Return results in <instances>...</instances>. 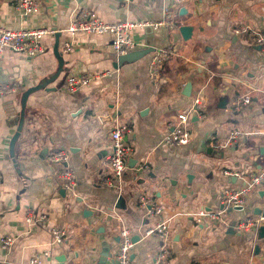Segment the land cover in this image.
I'll return each instance as SVG.
<instances>
[{
  "label": "crops",
  "instance_id": "crops-1",
  "mask_svg": "<svg viewBox=\"0 0 264 264\" xmlns=\"http://www.w3.org/2000/svg\"><path fill=\"white\" fill-rule=\"evenodd\" d=\"M15 1L0 0V27L59 30L65 63L48 85L55 89L29 96L14 161L10 141L19 125L21 97L57 71L56 33L43 38L45 51L36 57L8 49L3 54L0 81L17 85L0 98V264H31L44 252L49 253L37 264H116L122 225L140 237L132 251L133 264H157L161 242L147 231L163 219H170L166 264H264V237L235 230L240 220L261 209L264 185L248 196L242 209L223 211L221 203L224 188L245 183L242 175L228 176L225 170L249 173L264 164V50L235 33L236 27L248 25L264 34V0H183L174 11L175 28L136 32V49L155 51L119 68L108 55L113 52L111 35H71L66 29L83 10L109 23L162 21L167 0H38L40 10L24 20L14 12ZM183 25L193 28L188 38L180 31ZM67 40L73 43L71 52L63 51ZM163 48L174 53L160 81L154 82L150 65ZM84 71L113 75L69 94L66 77ZM199 94L207 116H191V141L184 146L163 144L164 134L173 129L179 114L191 112ZM241 94L249 95L251 102L236 110L234 102ZM223 96L227 106L219 108ZM117 121L133 127L129 141L134 151L121 180L103 186L99 180L106 173ZM231 130L240 132L237 142L218 149ZM60 147L70 150L77 171L73 192L58 182L62 166L45 160L49 150ZM140 165L147 167L137 174ZM143 193L164 206L163 214H146L138 203ZM120 197L124 209L116 207ZM200 210L221 212L220 219L197 221L194 214ZM42 215L47 219L28 221ZM53 228L67 230L63 243L53 242ZM7 235L14 242L4 249L1 239Z\"/></svg>",
  "mask_w": 264,
  "mask_h": 264
},
{
  "label": "built area",
  "instance_id": "built-area-1",
  "mask_svg": "<svg viewBox=\"0 0 264 264\" xmlns=\"http://www.w3.org/2000/svg\"><path fill=\"white\" fill-rule=\"evenodd\" d=\"M129 2L130 0H123ZM183 0H167L164 8V19L162 21L153 20H123L119 22L109 23L101 19L96 13L83 10L77 19L73 20L70 26L66 29L71 35L77 33L87 34H109L112 36L111 47L115 54L124 55L135 50L139 45V39L136 38V32L144 31L148 28L157 29L160 27L175 28L173 17L175 9ZM14 12L21 19L36 14L41 3L38 0H16L14 3ZM59 30H52L48 27L40 28H7L0 27V71L2 69V58L6 49L19 53L24 57L33 58L45 51L43 46V38L50 34H55ZM235 33L244 36L249 41L259 44L264 50V34L258 32L248 25H240L235 28ZM73 43L71 40L64 42L63 51L71 52ZM174 53L171 48H163L155 52L151 65L150 73L154 82L160 81L166 61ZM111 71L93 72L84 71L70 74L66 77L64 88L69 93H75L84 86H87L94 81L111 77ZM16 83H3L0 81V98L6 96L9 91L16 88ZM251 102L249 95H242L234 102L235 109L241 110L244 105ZM195 107L190 113H182L177 116L173 129L162 138V143L169 146H184L192 139V132L187 124L191 120V116H196L198 119L206 118L205 99L202 95H197L194 100ZM133 133V127L129 122L117 121L111 130V145L112 151L105 158L106 173L102 174L99 183L103 186H115L116 182L121 180L125 171L129 167V161L132 152L134 151L133 144L127 140ZM238 130L229 131L225 140L217 144L218 149L234 145L240 137ZM45 160L48 163H57L62 167L57 175L58 182L66 191H74L77 185V171L70 162V150L67 147L54 148L49 150L45 155ZM147 166L140 165L136 168L137 174L142 172ZM228 176L244 177L245 183L239 187H226L221 194V203L224 210H235L243 208L246 205L248 196L259 190L264 185V164L261 168L254 172L242 173L236 170H225ZM246 175V176H244ZM2 174L0 173V183L2 182ZM139 206L146 211L148 216L161 215L164 212V206L147 194H140L138 197ZM220 213L200 210L194 214L197 221L202 218L211 220H219ZM47 216L42 215L37 219L33 216L28 217V221L33 220L43 221ZM170 219H163L154 227L147 231V235H154L161 242V247L157 255V264H166L169 258L170 250L167 248L166 241L169 238ZM264 226V203L261 206V213L249 216L240 220L235 230L238 233H255ZM53 242L60 244L65 241L68 234L65 228H53L51 230ZM133 234L129 227L122 225L119 230V247L116 253L117 264H133L132 251L135 246ZM14 242L12 236H5L1 239V245L4 249H9ZM37 253L32 259L31 264H37L41 261L43 255ZM224 264V263H220Z\"/></svg>",
  "mask_w": 264,
  "mask_h": 264
},
{
  "label": "water",
  "instance_id": "water-1",
  "mask_svg": "<svg viewBox=\"0 0 264 264\" xmlns=\"http://www.w3.org/2000/svg\"><path fill=\"white\" fill-rule=\"evenodd\" d=\"M192 27L191 26H188V25H183L180 27V31L181 33L183 34V36L185 38H188L190 37V35L192 34ZM60 37H61V34L60 32H56L55 34V45L53 47V52L59 62V66H58V69L57 71L51 75L49 78L47 79H44L42 80L39 84L37 85H34V86H31L29 87L27 90H25L22 94V97H21V112H20V120H19V125L17 127V131L15 132V134L13 135V137L11 138V141H10V155L11 157H13L14 161H16V158H15V147H16V143L18 141V138L20 137V133H21V130H22V127H23V123H24V116H25V110H26V106H27V101H28V98L29 96L37 91V90H40V89H55V88H48V85L52 82H54L59 76L60 74L64 71V57L62 55V53L60 52ZM155 51V48L154 47H148V48H139V49H135L127 54H124V55H117L115 54L114 52H111L109 55L110 59L113 60V66L114 68H119L120 66H122L124 63L126 62H129V63H132L140 58H142L143 56L151 53ZM191 86H189L188 88L190 89ZM185 94H190V92H185ZM227 102H228V98L227 96H223L220 98V103H219V108H226L227 106ZM129 138H127L128 140ZM260 153L262 155H264V146H261L260 148ZM117 208H120V209H124L125 206H124V198L123 197H120L118 199V203L116 205ZM223 208V206H222ZM237 209H242L241 207L240 208H237ZM256 213L257 214H260L261 213V209H257L256 210ZM264 237V226H262L259 231H258V238H263ZM140 239L139 236H133V241L134 242H137L138 240ZM104 256V254H103ZM108 256V255H105V257ZM100 264H104V260H101L100 261ZM116 264H117V260H116Z\"/></svg>",
  "mask_w": 264,
  "mask_h": 264
}]
</instances>
